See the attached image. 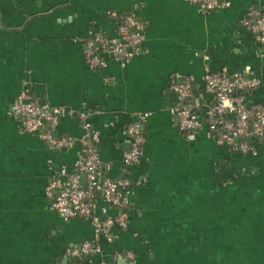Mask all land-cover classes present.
Segmentation results:
<instances>
[{
    "label": "crops",
    "instance_id": "crops-1",
    "mask_svg": "<svg viewBox=\"0 0 264 264\" xmlns=\"http://www.w3.org/2000/svg\"><path fill=\"white\" fill-rule=\"evenodd\" d=\"M222 1L226 8L203 14L186 0H0V264H126V253L134 264H219V251L264 264L263 136L254 155L242 154L218 146L206 128L180 132L171 112L178 103L169 83L189 81L204 119L213 101L207 73L259 80L246 99L264 111V45L241 24L250 10L264 17V0ZM124 15L143 23L138 54L90 69L85 41L116 38ZM21 93L63 111L53 136L71 139L70 148L49 150L21 130L11 113ZM80 113L103 178L129 183L125 228L98 237L94 222L117 214L101 196L91 218L64 220L45 194L79 157ZM135 123L142 157L127 166L126 129ZM85 242L93 255L69 257Z\"/></svg>",
    "mask_w": 264,
    "mask_h": 264
},
{
    "label": "built area",
    "instance_id": "built-area-1",
    "mask_svg": "<svg viewBox=\"0 0 264 264\" xmlns=\"http://www.w3.org/2000/svg\"><path fill=\"white\" fill-rule=\"evenodd\" d=\"M201 13L210 14L227 7L222 0H186ZM246 31L254 36L255 41L264 45V17L257 11L250 10L242 21ZM143 23L134 15H127L117 27V36L106 39L95 35L85 41L83 57L92 70L105 67L108 59L123 65L137 54L143 38ZM260 86V81L249 78L247 73L226 75L207 73L204 78V89L212 97L204 119L197 113L198 104L192 84L189 81L169 83V90L177 100L172 109L176 125L180 132L187 135L206 128L214 136L218 146L233 151L254 155V147L264 132V111L248 104L246 94ZM237 93H246L236 96ZM11 113L20 119L21 130L27 134H36L49 150H65L73 145L67 137L55 138L53 131L63 111L39 106L28 93H21L11 107ZM84 130L80 140V154L73 170L66 173L60 170L59 175L48 183L45 194L51 200V208L64 220L91 218L97 209V197L116 211V217L94 222L95 236L108 234L113 228L123 229L126 226L127 196L129 183L126 180L110 181L100 177L101 164L98 155L92 151L93 137L90 134L87 116L78 115ZM130 149L123 154V163L127 166L137 165L142 157L143 136L139 123L126 129ZM254 139V140H252ZM84 183H81V179ZM96 252L94 245L85 242L68 251L69 257H87ZM126 264H134L130 253L125 254Z\"/></svg>",
    "mask_w": 264,
    "mask_h": 264
},
{
    "label": "rangeland",
    "instance_id": "rangeland-1",
    "mask_svg": "<svg viewBox=\"0 0 264 264\" xmlns=\"http://www.w3.org/2000/svg\"><path fill=\"white\" fill-rule=\"evenodd\" d=\"M228 229H230L231 233L234 235L233 238L236 236V233H239V228H237L236 224L234 223H232V227H229ZM235 247H238V245H235ZM229 257L230 255L226 253V251L224 252L219 251L218 252V260L220 261L219 264H234L229 261ZM232 260L235 261L236 264H239L237 262V259H232Z\"/></svg>",
    "mask_w": 264,
    "mask_h": 264
},
{
    "label": "trees",
    "instance_id": "trees-1",
    "mask_svg": "<svg viewBox=\"0 0 264 264\" xmlns=\"http://www.w3.org/2000/svg\"><path fill=\"white\" fill-rule=\"evenodd\" d=\"M119 16H120V14L117 15V19H118ZM126 16H127V15H124V16L121 17V20H120L119 25L122 23V20H123L124 18H126ZM119 25H118V26H119ZM248 77H249V76H248ZM249 78H251V77H249ZM192 88H193V91H194V95H196L195 88H194L193 85H192ZM245 94H246V93H244V94H243V93H242V94H241V93H237L236 96H241V95H245ZM28 95H29V94H28ZM247 95H248V94H246L245 96H247ZM29 96L31 97V95H29ZM32 100L34 101L33 98H32ZM34 102H35V101H34ZM252 140H254V139H252ZM94 149H95V148L92 146V151H94ZM104 173H105V171L102 170V169H100V172H99L100 177L103 178ZM98 196H100V195H98ZM237 248H239V246H238ZM237 251H239V250H237ZM229 261L232 262V263H234V264H236L235 261H233V260H231V259H230ZM237 262L239 263V260H238V259H237Z\"/></svg>",
    "mask_w": 264,
    "mask_h": 264
},
{
    "label": "water",
    "instance_id": "water-1",
    "mask_svg": "<svg viewBox=\"0 0 264 264\" xmlns=\"http://www.w3.org/2000/svg\"><path fill=\"white\" fill-rule=\"evenodd\" d=\"M263 138H264V132H263ZM221 173H222L223 178H225V177L228 178L229 177V168L228 167L222 168Z\"/></svg>",
    "mask_w": 264,
    "mask_h": 264
}]
</instances>
